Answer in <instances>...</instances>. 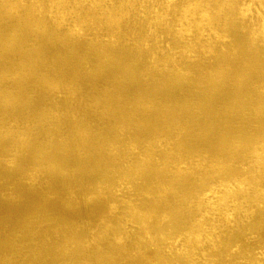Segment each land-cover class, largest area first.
<instances>
[{
	"label": "rangeland",
	"instance_id": "rangeland-1",
	"mask_svg": "<svg viewBox=\"0 0 264 264\" xmlns=\"http://www.w3.org/2000/svg\"><path fill=\"white\" fill-rule=\"evenodd\" d=\"M96 2L79 0L83 7ZM34 14L29 22L18 16L22 31L9 71L0 60V264H105L106 247L114 264H177L189 223L207 195L219 194L210 184L225 181L232 184L224 194L228 211L206 244L194 242L193 262L264 264V209L256 206L264 194V163L256 165L264 157V137L256 135L264 119L255 105L216 103L206 115L198 88L185 86L177 72L161 71L168 102L184 99L191 118L186 138L175 141V119L163 118L150 101L139 103L126 83L131 65L116 66L137 50L132 23L118 44L97 27L76 34L60 13ZM35 25L49 29L51 38L32 34ZM11 33L0 31V44ZM93 33L99 35L92 39ZM198 34L199 40L215 37L214 51L230 72L226 85L241 80L253 97H264L257 59L214 30ZM53 37L61 40L53 44ZM104 48H110V62ZM242 209L249 222L239 229L234 218Z\"/></svg>",
	"mask_w": 264,
	"mask_h": 264
},
{
	"label": "bare ground",
	"instance_id": "bare-ground-1",
	"mask_svg": "<svg viewBox=\"0 0 264 264\" xmlns=\"http://www.w3.org/2000/svg\"><path fill=\"white\" fill-rule=\"evenodd\" d=\"M53 1L35 0L30 5L22 0H0V11H2L0 12V31L10 29L13 32L7 34L2 40L3 44H0L3 72L9 71L8 67L13 63V57L18 54L17 37L22 31V27L18 25L20 19L29 22L36 15L34 12L50 16L60 13L62 23L67 26L74 25L75 33L80 36H85L90 30L97 27L99 30L96 31L107 32L112 41L118 44L123 40L125 36L123 34H126L132 23L136 35L137 50L135 54L127 52L121 56L122 58L116 66L131 65L127 71L128 80L126 83L137 93L136 99L139 103L144 100L150 101L148 105L159 111L163 118L166 120L175 119L172 128L175 141H183L186 138V134L191 128V118L186 116V101L184 99L168 102L171 92L164 90L160 85L167 79L166 77L160 78L161 71L166 74L177 72L185 82H183L184 85L198 88L197 99L206 115L211 113L216 103L226 105L227 109L235 108L239 104H254L255 113L264 119V97H253L250 92L251 88L241 80L236 81L233 86L226 85L225 80L229 77L230 72L225 67V63L220 61L219 53L216 54L214 51L215 37L199 40L198 36L200 30H214L233 43L239 52L250 54L264 67V0H97L96 3H91L88 7L81 6L79 0H57L54 6ZM88 2H93V0H88ZM21 12L26 13L20 16ZM77 15L79 17L72 21V18ZM12 21L15 22L13 25L10 23ZM23 25L26 27L25 24ZM35 32L40 34L39 37L42 36L43 40L51 38L49 29L42 26L37 25L32 34H36ZM97 35L99 34L93 33L92 39ZM53 39L54 42L50 40L53 44L59 43L61 40L58 37H53ZM41 47L40 49H42ZM50 48H53L52 44ZM201 49L205 51L203 52ZM198 50L202 52L201 57ZM47 51L49 52L48 49ZM109 51L110 48L102 50L108 62H110ZM22 62V65L26 64L25 61ZM141 64L145 66L141 67ZM19 65L22 66L20 63ZM204 69L213 70L212 74L209 73L210 77L200 74V71ZM12 75L19 76V73L14 71ZM209 85L213 87V91L205 93L204 88ZM241 89L248 91L244 92ZM157 95H160L161 98L156 99ZM176 112L178 117H174ZM209 130L212 131L211 128ZM121 134L122 132L117 133L118 136L123 137L124 135ZM256 135L264 137V129L259 128ZM72 139L77 141L75 136ZM263 163L264 157L259 158L256 165L261 166ZM211 187L217 189L219 194L207 195L205 208L200 210L197 217L189 223L186 241L180 244V249L175 254L177 264H198L197 261L193 262L196 249L194 242L206 244L209 240L211 227L217 226L219 217L228 211L224 194L231 192L230 181H225L224 185L213 182L210 184ZM256 206L261 210L264 209V194L258 195ZM247 213L242 209L240 214L234 218V226L241 229L248 224ZM104 252L106 253L105 264H114L115 260L112 259L110 249L106 247ZM214 254L209 255L210 260ZM34 259L39 261L38 257H34ZM73 264L87 263L82 260L81 263Z\"/></svg>",
	"mask_w": 264,
	"mask_h": 264
}]
</instances>
